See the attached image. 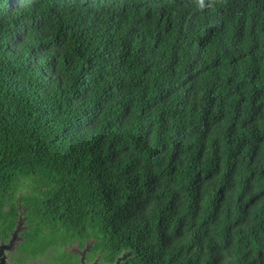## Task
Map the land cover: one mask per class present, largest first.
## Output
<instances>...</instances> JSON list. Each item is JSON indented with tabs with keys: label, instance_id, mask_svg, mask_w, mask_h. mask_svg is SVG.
Returning a JSON list of instances; mask_svg holds the SVG:
<instances>
[{
	"label": "trees",
	"instance_id": "16d2710c",
	"mask_svg": "<svg viewBox=\"0 0 264 264\" xmlns=\"http://www.w3.org/2000/svg\"><path fill=\"white\" fill-rule=\"evenodd\" d=\"M206 5L0 0V196L103 262L264 264V0Z\"/></svg>",
	"mask_w": 264,
	"mask_h": 264
},
{
	"label": "flooded vegetation",
	"instance_id": "af4514ba",
	"mask_svg": "<svg viewBox=\"0 0 264 264\" xmlns=\"http://www.w3.org/2000/svg\"><path fill=\"white\" fill-rule=\"evenodd\" d=\"M0 196V264H114L94 252L96 239L64 237L36 223L35 201L19 189ZM3 212H2V211Z\"/></svg>",
	"mask_w": 264,
	"mask_h": 264
},
{
	"label": "water",
	"instance_id": "95a60500",
	"mask_svg": "<svg viewBox=\"0 0 264 264\" xmlns=\"http://www.w3.org/2000/svg\"><path fill=\"white\" fill-rule=\"evenodd\" d=\"M132 251H129V252H123V254H121L120 256L117 257V259L115 260L114 264H123V262H126L127 259L129 257L132 256ZM97 262H94V264H96ZM82 264H85V259L83 258V263Z\"/></svg>",
	"mask_w": 264,
	"mask_h": 264
},
{
	"label": "clouds",
	"instance_id": "9594fccd",
	"mask_svg": "<svg viewBox=\"0 0 264 264\" xmlns=\"http://www.w3.org/2000/svg\"><path fill=\"white\" fill-rule=\"evenodd\" d=\"M195 3L199 10H204L207 7L206 0H195ZM211 3L214 5L216 0H211Z\"/></svg>",
	"mask_w": 264,
	"mask_h": 264
},
{
	"label": "rangeland",
	"instance_id": "374dc122",
	"mask_svg": "<svg viewBox=\"0 0 264 264\" xmlns=\"http://www.w3.org/2000/svg\"><path fill=\"white\" fill-rule=\"evenodd\" d=\"M23 190H24V192H26V191H27V189H26L25 187L23 188Z\"/></svg>",
	"mask_w": 264,
	"mask_h": 264
}]
</instances>
